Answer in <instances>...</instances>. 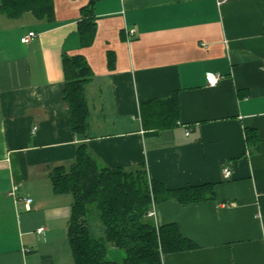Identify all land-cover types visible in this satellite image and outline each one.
Returning <instances> with one entry per match:
<instances>
[{
  "label": "crops",
  "instance_id": "crops-1",
  "mask_svg": "<svg viewBox=\"0 0 264 264\" xmlns=\"http://www.w3.org/2000/svg\"><path fill=\"white\" fill-rule=\"evenodd\" d=\"M88 2L54 0L53 21L0 12V264H74L72 196L54 191L50 172L81 142L102 166L145 165L169 189L213 185L211 199L154 204L157 225L176 223L196 244L163 264H264V0H101L82 47ZM63 53L84 55L94 73L83 140L63 99ZM208 74L221 78L211 86ZM175 93L178 124L145 129L141 104ZM109 250V261L125 257Z\"/></svg>",
  "mask_w": 264,
  "mask_h": 264
},
{
  "label": "trees",
  "instance_id": "trees-1",
  "mask_svg": "<svg viewBox=\"0 0 264 264\" xmlns=\"http://www.w3.org/2000/svg\"><path fill=\"white\" fill-rule=\"evenodd\" d=\"M99 1L89 0L81 8L78 32L82 47L91 45L95 38ZM0 12L11 19L25 13L40 20L55 19L54 0H0ZM62 64L63 99L70 110L73 132L83 140L89 131L87 84L94 73L82 54L63 53ZM140 111L145 129L174 127L179 122L178 94L142 103ZM246 140L250 145L256 142L258 148L260 139L255 131L246 129ZM50 177L56 193L72 196L67 235L74 264H163L166 253L196 248L178 224L159 226L148 214L160 200L194 203L211 199L215 193L212 184L169 189L151 179L145 165L130 169L102 166L86 142L78 145L72 163L53 167ZM94 213L104 226L100 237L90 228L89 216ZM108 244L125 252L123 260L107 259Z\"/></svg>",
  "mask_w": 264,
  "mask_h": 264
},
{
  "label": "built area",
  "instance_id": "built-area-1",
  "mask_svg": "<svg viewBox=\"0 0 264 264\" xmlns=\"http://www.w3.org/2000/svg\"><path fill=\"white\" fill-rule=\"evenodd\" d=\"M135 32H136V30L133 29V28L126 30V34H127L128 37L133 36L135 34ZM35 36H36L35 32H33V31L29 32L26 36L22 37L21 41L23 43H29L31 40L34 39ZM220 78H221V75L208 74L207 75V82H208L209 85L214 86V85H216L218 83ZM231 173H232V169H231L230 166H225L223 168V175H224L225 178H229ZM24 200L27 203V207H28V205L32 202L33 199L31 197H24ZM154 214H155V212H154V205H153V208L151 209V211L149 212L148 215L150 217H152V216H154ZM43 230H44V228H40L39 232H41Z\"/></svg>",
  "mask_w": 264,
  "mask_h": 264
},
{
  "label": "rangeland",
  "instance_id": "rangeland-1",
  "mask_svg": "<svg viewBox=\"0 0 264 264\" xmlns=\"http://www.w3.org/2000/svg\"><path fill=\"white\" fill-rule=\"evenodd\" d=\"M29 15H33V14L32 13H29ZM89 224H90V228H91L92 234H94L95 236H98V237H100L103 234L104 226L101 223V221L98 219V217H97V215L95 213L94 214H91L89 216ZM108 245H111V244H108ZM67 249H68V251H70L69 244L67 245ZM120 251H123V250L120 249ZM108 253H109V255H107V257H112V255L110 254V250L108 251Z\"/></svg>",
  "mask_w": 264,
  "mask_h": 264
}]
</instances>
